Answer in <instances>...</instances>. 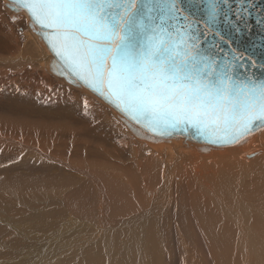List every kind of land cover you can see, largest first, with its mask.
<instances>
[{
	"label": "rangeland",
	"instance_id": "obj_1",
	"mask_svg": "<svg viewBox=\"0 0 264 264\" xmlns=\"http://www.w3.org/2000/svg\"><path fill=\"white\" fill-rule=\"evenodd\" d=\"M11 20L15 23V33L26 41L22 29L25 22L16 16ZM18 51L7 20L0 17V61L10 64ZM5 68L0 63V73L5 76L0 88V264H94L99 249L97 238L116 236L114 220L129 218L135 220L138 233L146 236L147 230L152 231L148 246L153 262L165 264L177 241L174 227L178 225L176 231H181L179 224L183 223V217L160 203L168 199L170 191L178 192V186L142 185L137 192L124 189L125 185L117 179V169L133 164L132 152H127V147L113 138L120 131L115 132L118 130L115 125L98 115L104 114L103 110L62 83L45 77L28 60L18 67L11 66V71ZM17 74L21 76L15 80ZM8 77L15 80L13 85L19 89L14 95L9 92ZM8 98L17 104L9 106ZM58 102L64 103L59 107ZM15 106L26 109L10 110ZM100 139L108 141L111 150L101 154L93 149ZM139 150L145 152L142 156L148 152L141 147ZM244 160L257 172L250 159ZM110 164L114 167L112 177L119 187L117 191L137 206L119 209L113 204L103 205L102 221L70 208L68 195L90 182L89 172L107 173ZM235 169L236 166L231 167V171ZM107 186L100 182L103 200L109 195ZM158 194L161 199L157 198ZM255 199L264 200V191ZM153 205H158L159 211L148 220ZM190 216L200 217V212L196 208L189 210ZM129 234L132 233L123 237ZM258 240L260 236L253 233L252 241ZM196 251L203 255L206 248L195 247L193 252ZM110 254L112 260L117 256L115 250ZM238 254L241 264H261L255 247L249 246Z\"/></svg>",
	"mask_w": 264,
	"mask_h": 264
},
{
	"label": "snow or ice",
	"instance_id": "obj_2",
	"mask_svg": "<svg viewBox=\"0 0 264 264\" xmlns=\"http://www.w3.org/2000/svg\"><path fill=\"white\" fill-rule=\"evenodd\" d=\"M26 10L71 83L91 88L161 135L194 127L213 143L264 128V80L237 76L205 54L190 27L175 28L179 0H12ZM158 13L153 16L152 13ZM216 8L210 9L215 18Z\"/></svg>",
	"mask_w": 264,
	"mask_h": 264
},
{
	"label": "bare ground",
	"instance_id": "obj_3",
	"mask_svg": "<svg viewBox=\"0 0 264 264\" xmlns=\"http://www.w3.org/2000/svg\"><path fill=\"white\" fill-rule=\"evenodd\" d=\"M14 16L26 24L22 27L27 36L24 42L15 33V23L11 20ZM0 17L7 20L19 48L10 64L0 61L6 65L5 70L11 71V66L18 67L28 60L38 66L45 77L62 83L101 108L104 114H98L106 117L121 132L117 141L127 147V152L131 150L133 158V164L131 162L130 166L124 165L127 168L117 169V179L125 185L124 189L137 192L142 185H157L159 188L178 186V192L170 191L168 199L160 203L163 208L171 207L174 213L178 211L183 217V223L179 224L181 231H176L178 225L174 227L177 241L165 264H241L238 252L247 251L249 246L255 247L261 264H264V200L255 199L260 191H264V174L259 176L257 173H264V128L248 135L242 146H238L242 144L241 141L235 146L217 147L191 139L185 142L154 138V135L145 138L137 126L124 121L115 109L91 91L53 74L56 73L52 70L55 56L44 43L39 28L32 26V19L27 12L16 10L9 0H0ZM20 76L15 75V80ZM4 80V73H0V88ZM15 80L11 77L7 80L9 92L13 95L19 90L13 85ZM7 102L9 106L17 104L13 98H8ZM18 103L21 102L18 100ZM24 109L26 107L23 106L10 108L15 112ZM139 147L148 152L142 156L145 152H141ZM244 159H250L256 165L257 172L251 170ZM232 166H236L233 171ZM113 170L110 164L107 173L103 170L98 173L89 172L90 182L68 195V206L91 216L95 221L103 220V205L113 204L119 209L136 207L137 203H129V197L117 191L119 187L112 177ZM254 179L256 183L252 182ZM246 181L252 183L247 184ZM100 182L104 186L108 185L109 195L106 200L101 198ZM146 188L151 191L150 187ZM157 198L161 199L160 194ZM154 202L152 200V204ZM195 208L200 212V217L188 218V211H194ZM158 211V205H153L148 220L156 216ZM114 222L117 224L116 236L97 238L99 249L94 255V264H154V256H151L149 249L152 231L147 230L146 236L138 233L133 218L126 221L117 219ZM128 233L132 234L123 237ZM253 233L258 234L261 240L256 243L252 241ZM194 242H198V245ZM110 244L113 245L111 250ZM195 247L206 248V252L203 255L199 251L193 252ZM113 250L117 254L114 260L110 254Z\"/></svg>",
	"mask_w": 264,
	"mask_h": 264
},
{
	"label": "water",
	"instance_id": "obj_4",
	"mask_svg": "<svg viewBox=\"0 0 264 264\" xmlns=\"http://www.w3.org/2000/svg\"><path fill=\"white\" fill-rule=\"evenodd\" d=\"M9 1L12 2V0ZM213 5L216 8L214 19L210 17V9ZM148 7H152L151 0ZM177 8L182 9V11L176 12L174 19L168 21L167 17L164 16L162 21H158V23L163 22L167 26L170 22L173 27L181 30L190 27L192 34L199 38V45L206 55L222 65H229L234 73L243 79L264 80V0H179ZM152 15L156 16L158 13L154 12ZM42 39L55 56L48 42L43 37ZM56 60L55 56L54 62ZM52 70L56 71L53 74L64 77L67 82L73 84L67 76L58 74V69L54 68L53 64ZM81 86L115 109L124 121H129L132 125L137 126L145 138H151L154 135V138L177 139L185 142H189L191 139L204 145L229 147L237 145L240 141L242 144L238 146L244 145L248 135L263 129L252 131L238 142L227 144L211 142L192 126L186 130L176 128L161 135L159 132L149 131L132 121L91 88ZM126 125L132 128L128 123Z\"/></svg>",
	"mask_w": 264,
	"mask_h": 264
},
{
	"label": "crops",
	"instance_id": "obj_5",
	"mask_svg": "<svg viewBox=\"0 0 264 264\" xmlns=\"http://www.w3.org/2000/svg\"><path fill=\"white\" fill-rule=\"evenodd\" d=\"M32 94H34V93H32ZM59 104V107H61L62 106V104L64 103V102H58ZM95 105V104H94ZM96 106V105H95ZM63 109V108H62ZM66 112V111H65ZM98 115H100V114H98ZM101 116V115H100ZM102 117V116H101ZM92 118V117H91ZM115 132H118V130H116ZM117 136H120V132H118L117 133V135H114L113 136V138L114 139H116L117 140ZM106 142H107V144H108V141H106V140H104V139H100V141L99 142H97V143H95L94 144V146H93V149H95V150H97L99 153H104V152H108L109 150H111V148H110V146H108L107 144H106ZM122 145V144H121ZM131 165V163L129 164V165H126V166H130Z\"/></svg>",
	"mask_w": 264,
	"mask_h": 264
}]
</instances>
